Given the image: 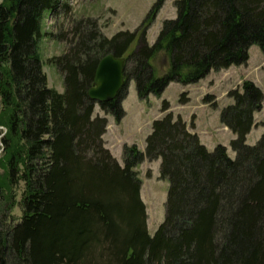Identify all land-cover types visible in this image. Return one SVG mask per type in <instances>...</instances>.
Returning <instances> with one entry per match:
<instances>
[{"label":"trees","instance_id":"trees-1","mask_svg":"<svg viewBox=\"0 0 264 264\" xmlns=\"http://www.w3.org/2000/svg\"><path fill=\"white\" fill-rule=\"evenodd\" d=\"M166 1H156L144 26ZM69 6L0 0V163L7 176L0 186V264H264V133L247 144L263 108L258 86L245 81L230 91L233 103L220 114L236 135L235 157L223 145L208 150L194 123L164 101L145 151L125 145L124 165L105 147L108 119L94 115L98 104L88 97L108 54L126 59L125 86L99 105L118 124L132 81L147 100L171 83L193 85L213 71L246 65L253 46L264 52V0H176V18L163 22L153 45L145 28L130 55L139 31L107 39L81 21L74 45L48 60L63 75L61 93L49 87L39 43L46 17ZM159 53L169 62L161 74L152 63ZM214 100L207 95L204 102ZM145 160H161V179L169 183L165 219L153 236L135 172ZM16 205L20 220L12 216Z\"/></svg>","mask_w":264,"mask_h":264},{"label":"rangeland","instance_id":"rangeland-1","mask_svg":"<svg viewBox=\"0 0 264 264\" xmlns=\"http://www.w3.org/2000/svg\"><path fill=\"white\" fill-rule=\"evenodd\" d=\"M156 1L69 0L68 11L62 10L47 16L42 24L46 36L39 43V53L44 63V72L47 75L49 87L61 93L64 91L63 75L56 67L49 64L48 60L62 55L74 45L75 34H77L75 27L81 21L85 24L88 21L94 23L98 34L107 39H111L121 31H139L138 38L127 55L136 50L145 28L148 29L147 40L150 45H153L162 29L163 22L175 19L177 16L176 0H167L155 21L144 26V21ZM90 30V27L85 25V31ZM61 33L64 35L63 41L56 40L54 37ZM249 55L250 59L246 65L232 66L219 72L213 71L197 84L186 86L171 83L160 98L151 95L147 100H140L137 96L135 82L132 81L122 103L126 116L120 124L116 123L114 117L101 110L99 105L95 108V116L108 119L107 135L103 137L105 147L120 165H124L125 145H136L139 150L145 151L146 139L151 133L152 124L164 116L161 108L163 102L168 101L175 116H181L188 126L194 123L195 127L192 131L198 134L201 143L208 150L213 151L218 145H223L228 148L230 156L235 157L230 144L236 135L221 123L220 114L223 108L233 103L228 96L229 92L236 89L241 90L245 81L253 82L264 93V52L258 46H253ZM152 63L159 74L166 70L169 64L164 53H159ZM183 94L188 97L186 105L180 102ZM207 95L214 96V104L213 101L204 102ZM214 105H217V108ZM255 123L256 126L247 136V144L250 146L256 145L264 133V102L262 110L255 115ZM160 165L161 160H145L135 168V172L142 181L141 198L146 205L148 231L151 236L164 222L169 190L168 181L161 179ZM6 177L5 168L0 163V186L6 187ZM23 187L21 185L17 190V203L21 201ZM12 216L14 220L21 219L22 212L19 206L16 205L13 209Z\"/></svg>","mask_w":264,"mask_h":264},{"label":"water","instance_id":"water-1","mask_svg":"<svg viewBox=\"0 0 264 264\" xmlns=\"http://www.w3.org/2000/svg\"><path fill=\"white\" fill-rule=\"evenodd\" d=\"M125 65L124 57L117 58L113 54L104 56L98 63L93 86L88 91L89 99L98 105L117 99L126 84Z\"/></svg>","mask_w":264,"mask_h":264},{"label":"crops","instance_id":"crops-1","mask_svg":"<svg viewBox=\"0 0 264 264\" xmlns=\"http://www.w3.org/2000/svg\"><path fill=\"white\" fill-rule=\"evenodd\" d=\"M108 127H109V125H108ZM105 135H107V133Z\"/></svg>","mask_w":264,"mask_h":264}]
</instances>
